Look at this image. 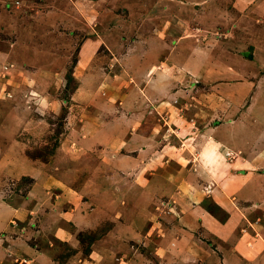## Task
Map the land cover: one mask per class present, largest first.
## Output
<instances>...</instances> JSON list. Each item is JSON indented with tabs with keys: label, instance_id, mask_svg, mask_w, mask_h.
I'll return each mask as SVG.
<instances>
[{
	"label": "rangeland",
	"instance_id": "1",
	"mask_svg": "<svg viewBox=\"0 0 264 264\" xmlns=\"http://www.w3.org/2000/svg\"><path fill=\"white\" fill-rule=\"evenodd\" d=\"M240 66L246 70L242 69L243 74ZM255 66L264 70V0H0V122L7 125L1 119L14 116V141L22 158L36 162L33 167H40L44 181L51 184L43 187L48 213L63 201L74 209L80 196L104 208L78 229L68 212L64 220L73 223L61 226L78 242V251L48 236L46 245L54 243L58 259L69 257L80 264L105 249L100 242L112 229L109 217L123 222L125 209L143 217L146 226L152 223L147 213L156 214L158 220L169 213L163 205L172 195L167 196L161 185L152 192L148 189L146 184L156 172L147 171L151 168L144 167L146 161L134 157L133 169L127 173L117 169V175L115 169L105 167L110 157L99 138L94 137L99 151L80 144L95 136L87 124L101 125L132 115L131 99L136 102V95L147 93V109L141 111L140 104V109L135 108L140 117L135 127L161 128L170 136L174 119L192 115L184 108L176 113L175 100L188 103L189 97L197 104L205 103L211 98L209 90L227 82L219 68L238 69L234 80L239 81L240 76L249 79L264 74ZM169 68L173 71L161 74ZM175 92L178 95L172 97ZM224 110L213 112L225 114ZM129 131L122 141H129ZM66 139L68 148L62 151ZM158 146L147 152L155 163L161 161L156 157ZM126 148L120 147L117 156L128 157L122 160L130 163L133 157ZM184 151L192 157L198 146L193 143ZM139 165L146 170L137 172ZM121 174L132 183L128 191L119 183ZM33 175L42 179L38 170ZM159 180L162 184L166 178L159 176ZM33 183L18 177L14 189L24 196ZM210 202L205 201L203 207L215 217L218 211ZM23 226L18 223L14 228ZM8 235L16 236L12 231ZM152 236L151 245H160ZM23 241L41 249L42 243L33 235ZM10 257L11 264L21 263Z\"/></svg>",
	"mask_w": 264,
	"mask_h": 264
},
{
	"label": "crops",
	"instance_id": "2",
	"mask_svg": "<svg viewBox=\"0 0 264 264\" xmlns=\"http://www.w3.org/2000/svg\"><path fill=\"white\" fill-rule=\"evenodd\" d=\"M254 68L264 72L256 66ZM242 69L246 71L240 66V74L244 73ZM171 70L162 69L161 74H168ZM237 71L233 67L219 68V73L227 77V82L209 90L211 98L203 100L205 103L197 104L189 97L188 103L172 101L176 113L183 108L192 112L189 117L183 118L182 115V118L173 120V127L168 130L173 136L165 134L161 128L151 131L135 127L140 119L139 111L136 112L135 108H139L140 104L143 108L141 111L147 109L150 101L147 93L142 94L145 97L136 95L137 104L131 99L128 106L132 115H125L124 119L106 120L101 125L87 124L94 130L95 136L87 141L82 140L80 144H85L87 150L97 148L99 151L94 137L99 138L110 157L109 163L105 164L108 171L118 169L127 173L133 169L134 157L142 158L146 161L144 167L151 168L147 171L156 172L154 179L146 184L148 189L152 192L154 186L161 185L164 193L172 195V198L166 199L169 202L163 205L169 211L166 218L158 220L156 214L147 213L152 217V223L147 226L143 217H138L133 210H124L126 218L123 222L109 217L112 229L100 242L105 249L93 252L80 264H264V74L249 79L240 76L237 81L234 80L237 79ZM78 88L84 89L83 86ZM144 91L149 92V89ZM176 95L175 92L172 97ZM219 107L227 109L224 110L225 114L213 112ZM6 117L1 121H8L7 125L0 122V264H11L10 256L21 260L19 264H74V259L69 257L59 260L54 243L50 241L46 245L45 239L51 236L67 242L73 250L78 251V242L71 233L69 235V230L61 226L73 223L64 220L66 215L72 213L73 225L78 229L79 225L87 226L91 219L97 218L98 212H103V205L96 201L98 206H94L80 196L77 204L82 211H78L77 204L72 209L70 203L63 201L48 213V201H43L46 196L43 187L51 184L44 181L45 173L40 167H33L36 162L22 158L23 153L14 141V116L8 114ZM128 130L131 132L129 141H122ZM209 139L223 146L219 150L224 157L223 164L216 169L214 176L197 159ZM193 143L198 146V153L190 157L184 148L189 151ZM155 145H159L156 157L161 159L157 163L154 156L150 157L147 153ZM120 147H127V155L133 157L130 163L122 160L128 157L118 158ZM67 148L66 139L60 150ZM167 154H170L169 161L166 160ZM178 160L183 164L178 165ZM121 167L126 168L123 170ZM139 167L135 168L137 172L146 170L141 165ZM37 170L41 180L33 175ZM122 175L119 183L128 191L132 183L124 180L125 175ZM22 176L34 181L24 196L18 195L19 190L14 189L15 181ZM159 176L166 178L162 184ZM59 194L63 197V194ZM208 200L218 211L215 217L203 207ZM165 221L170 225L166 226ZM18 223L24 226L15 230ZM11 231L16 235L13 239L8 235ZM152 234L156 235L160 245H151ZM28 235L39 239L43 247L27 245L23 239ZM59 235L66 237L62 239Z\"/></svg>",
	"mask_w": 264,
	"mask_h": 264
},
{
	"label": "clouds",
	"instance_id": "3",
	"mask_svg": "<svg viewBox=\"0 0 264 264\" xmlns=\"http://www.w3.org/2000/svg\"><path fill=\"white\" fill-rule=\"evenodd\" d=\"M221 147H223L221 144L209 139L197 157L201 165L213 176L216 169L223 164L224 157L219 151Z\"/></svg>",
	"mask_w": 264,
	"mask_h": 264
}]
</instances>
